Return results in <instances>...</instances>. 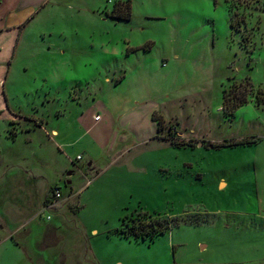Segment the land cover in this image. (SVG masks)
Returning <instances> with one entry per match:
<instances>
[{
	"label": "rangeland",
	"instance_id": "374dc122",
	"mask_svg": "<svg viewBox=\"0 0 264 264\" xmlns=\"http://www.w3.org/2000/svg\"><path fill=\"white\" fill-rule=\"evenodd\" d=\"M117 1L0 0V38L17 31L2 80L13 115L0 109V264L263 257L264 0L236 15L226 0H131L129 20L110 15ZM248 80L249 102L225 114L224 93ZM140 212L178 222L153 240L117 233Z\"/></svg>",
	"mask_w": 264,
	"mask_h": 264
},
{
	"label": "trees",
	"instance_id": "16d2710c",
	"mask_svg": "<svg viewBox=\"0 0 264 264\" xmlns=\"http://www.w3.org/2000/svg\"><path fill=\"white\" fill-rule=\"evenodd\" d=\"M260 0H226L229 6V10L232 12L233 15H236L237 10L240 8H248L252 4L259 2ZM110 15L114 18L121 19V20H129L132 16V4L131 0H118L115 3V7L111 10ZM233 25V21L231 22ZM11 33H5V37L0 41L3 42L5 39H10L9 36ZM13 36L15 33H12ZM5 62L4 59H0V65ZM242 85V84H241ZM253 92V87L248 80L245 84V88L242 90L240 94H233L232 101L229 96L224 93V103H223V111L225 114L232 115L235 111L247 104L249 102V96ZM258 103H264V97H258ZM153 120L158 122V130L161 131L163 129V119L155 118L154 114L152 115ZM15 135V134H14ZM257 139H247V140H236V141H226L221 144H214L215 147H229L235 145H249L253 143H257ZM177 144V143H176ZM132 215H125L121 219V224L117 228V233L121 236L134 239L137 241L140 240H153L157 235L166 233L170 227L178 222V219H166V218H156L149 212L138 213L139 218L138 221L133 219ZM131 220L132 223L129 224L127 221Z\"/></svg>",
	"mask_w": 264,
	"mask_h": 264
},
{
	"label": "crops",
	"instance_id": "0c3cea01",
	"mask_svg": "<svg viewBox=\"0 0 264 264\" xmlns=\"http://www.w3.org/2000/svg\"><path fill=\"white\" fill-rule=\"evenodd\" d=\"M4 2V1H3ZM6 2L3 3L2 6H5ZM6 32H10L11 34L9 35L11 37V40L10 39H7L3 42H0V59H4L5 62H3L1 65H0V109H3V112H6L8 114H12V109H11V105H10V102L8 100V95H7V92H6V88H5V85L4 83L2 82L5 74L7 73V67H6V63L8 62L12 52H13V47H14V44H15V39L17 37V31H16V28L14 27H9V28H6ZM12 33H15V35L13 36ZM5 36L3 35L1 38H0V41L4 38ZM8 117V116H7ZM5 117L3 118V116H1L0 114V122L1 121H8V118ZM7 118V119H6ZM46 120L44 119V122ZM153 122L156 123V127H157V131H158V123L153 120ZM44 125V123H43ZM41 125V126H43ZM123 130L127 133V134H131L133 132H135V129H133L132 127H129L128 125H123ZM155 130V132H157ZM0 136H1V131H0ZM262 139L260 140L261 141V144L260 146H264V136L261 137ZM212 142H217V143H222L224 141H215V140H212ZM255 144V143H253ZM251 145V144H249ZM247 145V146H249ZM258 145V144H257ZM62 145L59 144V147L61 150H63L64 146L61 147ZM222 148V147H220ZM1 148H0V156H1ZM79 156V155H78ZM83 159V156L81 157V159H76V161H79V160H82ZM76 164H80L79 162H77ZM87 165L89 166H93V161H90ZM71 168V167H68L66 168V171ZM79 168H81V166H79ZM80 170H83L82 168ZM68 175H72V177L74 176V174L72 173V171L68 172L67 173ZM67 182H71L70 180L67 181ZM53 183H60L61 184V181L60 179L58 181H54ZM222 184H224V187L227 186V182L223 179L222 181ZM221 184V185H222ZM46 193H47V190H45L44 194H43V204H44V200H45V196H46ZM40 209L35 213V217L40 213ZM40 215V214H39ZM6 220V219H5ZM3 223L4 225H6L7 223V220L6 221H1L0 222V226L3 228ZM11 226H12V229L8 232H16L18 233V225L17 223L15 222H10ZM24 225L21 224V227H23ZM25 227V226H24ZM95 233H97V230L94 229L93 230ZM202 245V248L203 249H208L209 247V244L208 245H205L203 243H201ZM222 245V244H221ZM264 247V244H255V250L256 251H260L261 249H263ZM92 250L93 247H90ZM262 251V250H261ZM95 255V262L97 264H104L101 260H100V255ZM238 255V253L236 254ZM98 256V257H97ZM199 259L197 260H191V261H187L188 263H183V264H264V256L263 257H252V258H240V257H237V256H232V255H228L225 251L223 252V250L221 249H215V250H212L210 253L207 254V257L205 259V261H198ZM204 260V259H203ZM116 264H124L123 260H119L118 262H116Z\"/></svg>",
	"mask_w": 264,
	"mask_h": 264
},
{
	"label": "built area",
	"instance_id": "2783aa9c",
	"mask_svg": "<svg viewBox=\"0 0 264 264\" xmlns=\"http://www.w3.org/2000/svg\"><path fill=\"white\" fill-rule=\"evenodd\" d=\"M61 187L60 186H55L52 192V197L47 205V209H52V207L57 204V201L61 198L62 196V191H61Z\"/></svg>",
	"mask_w": 264,
	"mask_h": 264
}]
</instances>
